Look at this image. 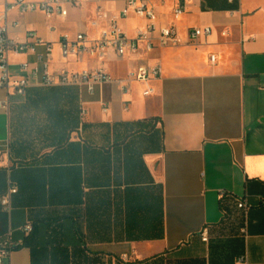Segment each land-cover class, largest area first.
Here are the masks:
<instances>
[{"label":"crops","instance_id":"0c3cea01","mask_svg":"<svg viewBox=\"0 0 264 264\" xmlns=\"http://www.w3.org/2000/svg\"><path fill=\"white\" fill-rule=\"evenodd\" d=\"M61 1L65 18L13 14L21 25L10 35L33 30L52 43L53 71L103 66L125 79L136 60L113 51L65 60L59 42L79 32L96 38V10L118 14L127 0ZM147 1L161 26L185 4L175 22L182 44L148 58L163 67L151 97L138 83L126 94L105 84L90 95L83 85L31 81L5 111L0 89V244L11 236L20 245L9 264H264V0ZM119 24L133 37L148 22ZM204 27L211 36L188 45V31ZM111 63L125 67L115 74ZM12 187L7 212L1 201Z\"/></svg>","mask_w":264,"mask_h":264},{"label":"built area","instance_id":"2783aa9c","mask_svg":"<svg viewBox=\"0 0 264 264\" xmlns=\"http://www.w3.org/2000/svg\"><path fill=\"white\" fill-rule=\"evenodd\" d=\"M71 5H76L77 0H68ZM40 12L47 20L55 17L65 18L68 14L61 0H43L40 3L29 0H3L0 10V89L5 90L7 99L1 104V109L8 111L9 95L26 96L27 90L33 81L37 87L51 88L56 86L83 85L88 94L93 95L97 86L115 84L121 93L126 94L130 90V84L138 83L144 86L142 96L151 97L156 93L154 83L159 81L162 73V65L155 61H149L150 54L156 48L175 47L182 44L178 35L175 22L179 21L185 13V4H180L170 15V24L161 26L155 7L147 0H127L125 6L118 14H110L105 8L99 7L90 27L98 31V36L92 38L86 32H79L73 38L65 34L59 42L60 54L63 59H102L108 51H113L118 60H136L137 65L128 72L125 79L114 78L105 67L71 71L63 68L59 71L51 69L53 63V44L41 39L35 31L26 30L24 35H10L12 29L20 27L19 20H11L13 14L25 15ZM146 20L148 24L144 28H138L133 37L120 26L121 20L129 17ZM212 28H192L187 33V44L198 46L204 38L210 37ZM224 36L225 33H222ZM27 56L32 60L11 61V57ZM210 61L215 63L216 56L211 55ZM104 112L108 106L102 103ZM85 110L81 111L84 115ZM0 168L2 162L0 160ZM17 193L16 187L9 189L2 199L1 205L7 212L11 210V197ZM238 208L247 209L244 202L238 203ZM24 232L28 236L32 232V226L27 224ZM203 242H208V230L200 233ZM20 245L8 236L0 244V264H9L11 254ZM240 263L244 258H240ZM124 264H128L124 261Z\"/></svg>","mask_w":264,"mask_h":264},{"label":"trees","instance_id":"16d2710c","mask_svg":"<svg viewBox=\"0 0 264 264\" xmlns=\"http://www.w3.org/2000/svg\"><path fill=\"white\" fill-rule=\"evenodd\" d=\"M32 232H33V228H32ZM32 232L27 236V237H29L31 234H32ZM27 241H25V243H26ZM51 264H66V261L65 260H61V261H57V262H52ZM130 264H150V262H148V261H137V262H133V263H130ZM184 264H199V262H197V261H195V262H188V263H184ZM201 264V263H200Z\"/></svg>","mask_w":264,"mask_h":264},{"label":"rangeland","instance_id":"374dc122","mask_svg":"<svg viewBox=\"0 0 264 264\" xmlns=\"http://www.w3.org/2000/svg\"><path fill=\"white\" fill-rule=\"evenodd\" d=\"M109 66H110L111 71L115 74H118L119 71H121L125 67V65L116 64V63H111L109 64Z\"/></svg>","mask_w":264,"mask_h":264}]
</instances>
